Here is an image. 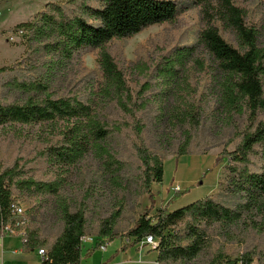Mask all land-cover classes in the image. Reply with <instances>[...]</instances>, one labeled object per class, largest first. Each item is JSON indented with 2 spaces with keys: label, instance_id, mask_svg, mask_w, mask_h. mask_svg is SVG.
<instances>
[{
  "label": "trees",
  "instance_id": "trees-1",
  "mask_svg": "<svg viewBox=\"0 0 264 264\" xmlns=\"http://www.w3.org/2000/svg\"><path fill=\"white\" fill-rule=\"evenodd\" d=\"M201 6L203 27L197 41L167 50L160 46L158 58L129 67L125 60L110 52L109 43L131 38L143 30L175 21L180 13L173 0H69L48 3L33 21L17 26L26 39L37 76L28 80L12 78L9 91L14 100L0 99V127L7 125L60 126V138L50 142L47 154L58 169L78 166L88 156L99 160L108 172L119 171L111 140L134 135L133 149L144 167L149 199L152 183L162 184L164 161L149 150L146 126L141 114L153 103H164L160 121L172 119L185 130L199 125L204 116L197 89L191 84L195 72L211 75L210 91L227 115L245 117L238 138L226 142L219 160H228L226 192L235 199L226 206L207 197L186 207L169 211L170 204L155 210V217L142 215L127 233L137 245L148 236L158 240L155 251L160 264L189 263L196 260L208 243L207 228L219 224L226 230L248 224L264 232V39L254 26L245 22L243 11L234 0H196ZM216 22H222L239 39L240 48L230 45L220 34ZM89 52H98L97 71H85L82 80L71 82L76 63ZM207 55V58H206ZM0 69V75L12 72ZM73 79V78H72ZM79 82L85 90L79 88ZM136 82V89L131 87ZM175 96L178 108L170 104ZM169 111V113H168ZM170 124V123H169ZM179 152L186 155L189 134ZM240 140V141H239ZM234 144L235 150L228 151ZM258 158V162L254 160ZM13 170L0 169V222H8L14 201L13 186L35 195H58L60 182L32 179L16 181ZM177 192L174 199L181 194ZM152 207L150 208L152 210ZM63 231L49 242L36 232L23 239L24 250L45 249L42 264H81L82 239L87 233L85 209L72 211L60 206ZM183 224V229L179 226ZM115 222L100 230L94 248L117 239ZM130 246H123L126 251ZM226 255L213 264H264V254L247 250L234 260Z\"/></svg>",
  "mask_w": 264,
  "mask_h": 264
},
{
  "label": "rangeland",
  "instance_id": "rangeland-1",
  "mask_svg": "<svg viewBox=\"0 0 264 264\" xmlns=\"http://www.w3.org/2000/svg\"><path fill=\"white\" fill-rule=\"evenodd\" d=\"M67 1L69 0H0V69L13 70L0 75V99L3 96L10 100L17 98V92L7 88V83L12 78L23 81L37 76V71L34 70L35 62L27 49L26 39L22 31H17V26L33 21L48 3ZM173 1L180 7L175 21L149 27L131 38L113 41L109 43L110 52L123 58L127 65L132 67L137 63L138 56H141L144 62L156 60L160 46L169 50L174 46L195 43L203 27L201 6L196 4V0ZM234 4L243 11L246 24L258 30L263 42L264 0H234ZM216 25L230 45L240 48L239 39L233 31L222 22H216ZM98 68V52L84 54L71 73V82L82 80L85 74L83 70L97 71ZM211 80V75L205 72H195L191 77V84L197 89L196 99L201 98L204 112L202 122L191 130H185L180 123L172 122L174 118L172 121H160L164 103H153L140 116L146 126L144 136L147 146L162 158L166 169L165 182L162 183L161 189L157 183H152L149 187L155 199L153 207L149 194L146 193L148 187L144 167L133 149V143L138 142L134 135L111 140L115 159L121 168L119 171L108 172L92 155L78 166L58 169L57 165L50 161L47 149L50 142L60 138V126L45 124L0 127L2 172L13 170L17 175L16 181L32 179L40 182H60L61 185L58 195L35 196L19 188L17 184L13 186L14 201L22 204L26 210L28 231H34L53 242L63 231L64 225L60 215V206L63 204H68L72 211L86 210V239L96 241L100 230L115 222L114 234L118 238L112 242H109L107 237L103 238L109 243L107 252H103L99 247L94 248L92 255L95 257V263L101 264L104 260L108 262L113 257L116 258L120 245L130 248L135 246L132 244L133 239H128L127 233L145 213L148 212L150 217L154 218L158 205L165 204V207L170 204L169 210L171 207L177 209L211 196L223 205L233 206L236 200L226 192L229 176L226 167L229 161L219 160V155L227 141L238 138L245 124V117L227 115L222 111L217 96L210 91ZM131 87L136 89V82H131ZM79 88L85 90L81 82ZM175 103H178V98L172 96L170 104L173 106ZM174 107L178 108L176 105ZM260 118L264 120V111ZM188 134L187 154L180 156L176 153L184 146ZM234 150V144H231L228 151ZM253 158L259 161L257 157ZM177 188L180 190H176ZM159 190H163L164 194L158 192ZM177 192H181V195L174 199ZM183 227V224L179 226L180 229ZM207 237V246L196 260L176 264H213L220 253L227 256L226 260H234L250 249H257L264 254V232L249 228L248 224L230 230L214 224L207 228ZM136 246V249L129 250V254L119 252L117 261L112 262L126 259L125 264L158 263L153 262L155 254L152 251L155 250L140 244ZM87 247V244L82 247L83 257H87ZM45 249L47 250L46 247ZM142 252L145 258L141 259L138 253Z\"/></svg>",
  "mask_w": 264,
  "mask_h": 264
},
{
  "label": "crops",
  "instance_id": "crops-1",
  "mask_svg": "<svg viewBox=\"0 0 264 264\" xmlns=\"http://www.w3.org/2000/svg\"><path fill=\"white\" fill-rule=\"evenodd\" d=\"M165 176H166V169L164 168L163 184L165 182ZM163 184H156V185H158L161 189V185ZM158 192L164 194L163 190H159ZM164 205L165 204L160 205V206L158 205V208H163ZM183 207H180V208H183ZM180 208H177V209H180ZM177 209L174 207H171L169 211L173 212ZM0 234H1V230H0ZM87 245H88V247L86 248L87 257H83V254H82L81 264H96L95 257L92 255L94 251V244L87 243ZM108 246H109V243L107 245V250H108ZM134 247H137V246L135 245ZM133 248L129 247L126 251H122V247L120 245L117 249V252L118 253L124 252L123 254L125 255V254H129V250H133ZM107 250L105 252H107ZM118 253L116 254L117 257H119ZM152 253L155 254L153 262L157 263L158 253L156 251H152ZM138 255L139 257L141 256V259L142 257L145 258L144 252L138 253ZM117 257L116 258L113 257V259H110V260L108 259L109 260L108 262H105L104 260V262L101 264H125L127 263L126 259H124L123 261H118L117 263L112 262V261H117ZM0 264H42V263H41V257L38 255V250L34 252H26L24 250L23 239L20 236H5V237L0 236ZM157 264H160V263H157Z\"/></svg>",
  "mask_w": 264,
  "mask_h": 264
},
{
  "label": "built area",
  "instance_id": "built-area-1",
  "mask_svg": "<svg viewBox=\"0 0 264 264\" xmlns=\"http://www.w3.org/2000/svg\"><path fill=\"white\" fill-rule=\"evenodd\" d=\"M176 190L179 191V188H177ZM28 223L29 222L26 217V210L24 209L22 204L13 201L11 204L10 220L8 222H0V236H20L22 239H24L27 234ZM93 242V239H86V237L82 239V245H85L87 243L93 244ZM106 243L101 247L103 252L107 250L108 243ZM139 244L141 246H149L151 249L155 250L158 246V240H156L153 236H148ZM46 253V249L38 250V255L41 257V259H44L46 257Z\"/></svg>",
  "mask_w": 264,
  "mask_h": 264
}]
</instances>
